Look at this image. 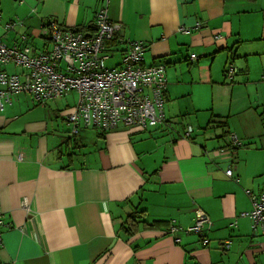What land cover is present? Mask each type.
I'll list each match as a JSON object with an SVG mask.
<instances>
[{"label": "crops", "instance_id": "crops-1", "mask_svg": "<svg viewBox=\"0 0 264 264\" xmlns=\"http://www.w3.org/2000/svg\"><path fill=\"white\" fill-rule=\"evenodd\" d=\"M97 9L0 0V24L23 22L0 34L12 44L26 33L36 47L43 21L90 33ZM108 16L118 37L144 44L145 66L165 65L167 125L82 129L73 143L65 115L75 103L34 113L70 93L45 108L13 96L0 112V264H264V236L240 216L252 208L246 192L264 191V0H110ZM200 211L208 243L185 233L175 243L170 225L186 228Z\"/></svg>", "mask_w": 264, "mask_h": 264}, {"label": "built area", "instance_id": "built-area-1", "mask_svg": "<svg viewBox=\"0 0 264 264\" xmlns=\"http://www.w3.org/2000/svg\"><path fill=\"white\" fill-rule=\"evenodd\" d=\"M97 1L90 33L47 19L39 29L41 47L32 46L26 33L18 32L12 44L0 36V112L11 105L15 95H28L44 105L75 92L77 101L65 115L70 137L82 129L107 134L120 126L147 129L167 125L163 113L167 85L165 65L145 66L144 44L118 37L122 26L109 19L110 0ZM19 28H23L22 21L2 26L5 35ZM117 53L118 63L107 67L106 62ZM8 65H13L17 71H7ZM235 74L236 68L229 64L224 76L232 79ZM193 132L194 127L187 125L184 137H190ZM229 142L233 147L241 146L236 136L231 135ZM225 175L231 178L232 171L227 169ZM246 194L252 208L240 216L251 221L253 232L264 236V191L258 195L248 191ZM22 206L27 209L26 200ZM209 224L208 217L200 211L193 224L186 228L171 224L167 233L175 243L180 241L178 235L185 233L200 236L206 245L204 232ZM4 227V216L0 212V246ZM225 248H228L227 243Z\"/></svg>", "mask_w": 264, "mask_h": 264}, {"label": "rangeland", "instance_id": "rangeland-1", "mask_svg": "<svg viewBox=\"0 0 264 264\" xmlns=\"http://www.w3.org/2000/svg\"><path fill=\"white\" fill-rule=\"evenodd\" d=\"M4 25V22L2 21L1 22V24H0V29H2V26ZM3 33V32H2ZM2 33L0 34V36H2ZM6 40V43H7V39H5ZM37 44L35 45L36 47H41L42 46V44H43V41L41 40V39H38V41L36 42ZM116 50H117V48H115ZM120 50V47H118V51ZM120 58V56H119V54L117 53L114 57H112L109 61H107L106 62V66L107 67H112V66H114L115 64H116V62L118 61V59ZM234 66V65H233ZM1 69H3V68H1ZM7 69L9 70V71H17L16 70V68L13 66V65H8L7 66ZM65 99L67 100V103L65 102V101H63L62 103H60V104H57V105H55V104H53V103H48L47 105H49V107H47V105H38V107H41V108H45V107H47L46 109H45V111H44V109H40V108H35V111H34V113L35 112H37V113H47L50 109H52V108H56V107H58V108H60L61 110L62 109H64L65 107H66V105H73L76 101H77V95H76V93L75 92H72V93H70V95H68V97L66 96L65 97ZM31 106V105H30ZM32 107V106H31ZM191 125H193V122H191ZM89 130V129H88ZM91 130H93V129H90L89 131H91ZM94 131V130H93Z\"/></svg>", "mask_w": 264, "mask_h": 264}, {"label": "trees", "instance_id": "trees-1", "mask_svg": "<svg viewBox=\"0 0 264 264\" xmlns=\"http://www.w3.org/2000/svg\"><path fill=\"white\" fill-rule=\"evenodd\" d=\"M70 29H74V30H76V31H83V28H70ZM84 32V31H83ZM166 121V120H165ZM100 136H103V135H105V134H100V133H98ZM70 139H71V141L73 142V143H75V139H76V135L75 136H71L70 137ZM69 139V140H70ZM140 212H135L134 214H132V215H130V216H128L127 218H126V221H125V224L126 225H128V226H131V224H136L137 222H138V219H140L139 217H140Z\"/></svg>", "mask_w": 264, "mask_h": 264}]
</instances>
